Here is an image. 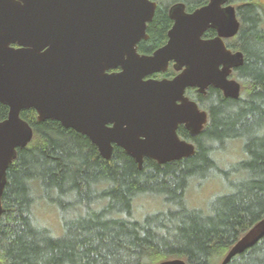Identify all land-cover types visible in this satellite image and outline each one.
Wrapping results in <instances>:
<instances>
[{"label": "trees", "instance_id": "16d2710c", "mask_svg": "<svg viewBox=\"0 0 264 264\" xmlns=\"http://www.w3.org/2000/svg\"><path fill=\"white\" fill-rule=\"evenodd\" d=\"M154 1L148 38L137 45L140 53L165 43L170 4L180 1L192 10L208 0ZM228 1L240 21L238 33L225 41L243 53L233 72L240 95L223 97L214 87L205 95L186 90L210 116L196 136L178 128L180 137L196 143L192 156L162 165L145 157L139 168L114 145L105 160L86 136L57 120L38 121L32 108L20 112L33 137L7 168L0 264H156L173 258L219 264L264 217V7L257 0ZM7 113L0 102V121ZM234 139L243 143L245 155L227 166L220 156ZM233 173L240 178L228 180ZM210 177L227 179L228 191L215 195L206 209L191 206L188 187ZM147 196L161 199L162 209L137 219L135 201ZM46 206L56 209L60 235L39 214ZM228 264H264V236Z\"/></svg>", "mask_w": 264, "mask_h": 264}, {"label": "water", "instance_id": "95a60500", "mask_svg": "<svg viewBox=\"0 0 264 264\" xmlns=\"http://www.w3.org/2000/svg\"><path fill=\"white\" fill-rule=\"evenodd\" d=\"M156 6L153 0H0V102L8 107L0 121V198L17 149L33 137L20 116L28 108L38 121L57 120L86 136L105 160L114 145L139 168L145 157L161 165L194 154L195 145L177 128L195 135L208 113L185 91L195 87L205 94L212 86L239 97L240 83L230 74L242 65L243 53L224 40L238 33L240 21L227 0H208L190 12L175 2L168 8L173 24L166 42L141 54L137 43L148 38ZM209 28L216 36L203 38ZM170 61L174 77L146 78L166 72ZM263 236L264 217L219 264ZM156 264L187 263L173 258Z\"/></svg>", "mask_w": 264, "mask_h": 264}, {"label": "rangeland", "instance_id": "374dc122", "mask_svg": "<svg viewBox=\"0 0 264 264\" xmlns=\"http://www.w3.org/2000/svg\"><path fill=\"white\" fill-rule=\"evenodd\" d=\"M257 1L260 2L264 7V0ZM165 2H170V0H165ZM231 77L240 82L235 74H232ZM242 95L243 90L241 91V96ZM230 144L231 145L228 146L226 145L224 154L220 156L221 162L227 166L229 164L232 165L236 162H239L244 158L245 155L243 151V143L240 140L234 139ZM239 178V174L233 173L230 174L227 179L233 181L238 180ZM227 179H223L222 177H220L219 179H213L212 177H210L209 179L204 180V182L199 185L191 183L186 193L188 203L193 207L206 209L208 202L215 195L228 191L229 186ZM135 203V216L137 219H141L146 213H152L154 211L160 210L163 206V204L161 203V199L152 196H147L146 198H143L142 201L136 200ZM137 205L140 206L138 207ZM39 214L42 215L44 221L50 226L54 234H61V224L54 207L46 206L45 208L40 210Z\"/></svg>", "mask_w": 264, "mask_h": 264}, {"label": "flooded vegetation", "instance_id": "af4514ba", "mask_svg": "<svg viewBox=\"0 0 264 264\" xmlns=\"http://www.w3.org/2000/svg\"><path fill=\"white\" fill-rule=\"evenodd\" d=\"M154 1V0H153ZM156 2V1H155ZM178 2H180V1H178ZM227 2L228 3H230L228 0H227ZM175 3V2H174ZM207 3V2H206ZM156 4H157V2H156ZM173 4V3H172ZM172 4H170V5H172ZM231 4V3H230ZM157 7V6H156ZM170 7V6H169ZM168 7V8H169ZM197 8V7H196ZM195 9V8H194ZM194 9H192V10H194ZM185 10L187 11V12H190V11H192V10H188L187 8H186V6H185ZM167 14H168V9H167ZM168 18L170 19V17H169V15H168ZM150 22V21H149ZM149 22L147 23V25H146V33H147V29H148V24H149ZM172 24H173V21L170 19V24H169V27H168V29H167V32H168V30L170 29V27L172 26ZM212 31L213 32V34H212V36H208V37H206L205 36V33L207 32V31ZM167 32H166V35H167ZM205 33L203 34V38H212V37H214V36H216V31L214 30V29H211V28H209V29H207L206 31H205ZM148 35V34H147ZM142 40H144V39H142ZM167 40V39H166ZM227 39H225L224 41H226ZM140 42V41H139ZM138 42V43H139ZM166 42V41H165ZM138 43H137V45H138ZM163 45V44H162ZM161 45V46H162ZM154 51V50H153ZM153 51L151 52V53H153ZM139 52V51H138ZM140 53V52H139ZM151 53H142L141 52V54H151ZM173 64H174V62L173 61H170L169 62V64H168V68H167V71L166 72H154V73H152V74H149L146 78H154V79H162V78H172V77H174L178 72L175 70V68H174V66H173ZM116 70H118V69H115V71ZM236 70V68L235 69H233V71H232V73L230 74V77H231V75L233 74V72ZM232 78V77H231ZM209 87H212V86H209ZM208 87V88H209ZM188 89V88H187ZM186 89V90H187ZM190 89H193V90H195L198 94H201V93H199V91L197 90V88H195V87H193V88H190ZM217 89V88H216ZM219 90V89H218ZM220 92H221V90H219ZM185 94L189 97V99H191V100H194V101H196L197 102V104H198V107H199V109H201V110H204L203 108H201L200 106H199V102L196 100V98H193V97H191L190 95H188L187 93H186V91H185ZM206 94V93H205ZM205 94H201V95H205ZM221 94L223 95V93L221 92ZM223 97H225L224 95H223ZM207 113H208V111H207ZM209 118H210V116H209V113H208V119H207V123L209 122ZM206 123V124H207ZM206 124H205V126H206ZM204 126V127H205ZM179 127H183L185 130H187L183 125H179L178 126V128ZM178 128H177V134H178ZM204 129V128H203ZM188 131V130H187ZM189 132V131H188ZM200 133V132H199ZM199 133H197V134H195V135H192L190 132H189V134L193 137V136H196V135H198ZM179 136V135H178ZM180 137V136H179ZM181 139H184V138H182V137H180ZM186 140V139H185ZM188 141V140H187ZM189 142H192V140L191 141H189ZM195 146H196V143L193 141L192 142ZM116 146V145H115ZM118 147V146H117ZM120 148V147H119ZM154 161V160H153ZM174 161H177V160H174ZM170 162H172V161H170ZM170 162H167V163H170ZM167 163H164V164H167ZM162 165V164H161Z\"/></svg>", "mask_w": 264, "mask_h": 264}]
</instances>
